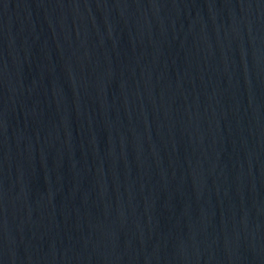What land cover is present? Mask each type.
Here are the masks:
<instances>
[{
    "label": "water",
    "instance_id": "water-1",
    "mask_svg": "<svg viewBox=\"0 0 264 264\" xmlns=\"http://www.w3.org/2000/svg\"><path fill=\"white\" fill-rule=\"evenodd\" d=\"M0 264H264V0H0Z\"/></svg>",
    "mask_w": 264,
    "mask_h": 264
}]
</instances>
